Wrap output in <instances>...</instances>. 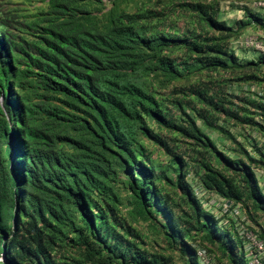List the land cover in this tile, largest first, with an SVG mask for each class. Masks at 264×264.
<instances>
[{
	"label": "trees",
	"instance_id": "1",
	"mask_svg": "<svg viewBox=\"0 0 264 264\" xmlns=\"http://www.w3.org/2000/svg\"><path fill=\"white\" fill-rule=\"evenodd\" d=\"M41 1L45 5L28 21L0 5V254L5 263L165 264L162 255L131 240L125 233L130 227L117 219L115 186L124 173L135 212L145 217L155 208L190 264H201L199 247L223 264L204 242L219 243L220 252L237 242L247 264L235 231L226 236L228 243L222 240L216 230L228 228L197 196L188 193L183 200L165 189L170 174L150 164L141 137L171 153L180 188L189 167L199 190L240 205L248 215H264V192L250 164L256 159L240 146L235 158L225 154L197 123L218 130L219 117L239 119L244 105L232 108L227 93L209 94L195 85L201 106L186 92L169 97L178 116L164 103L165 88L192 72L204 70L215 81L220 71L237 64H264L263 55L242 57L231 45L252 22L264 26V18L245 7L248 19L234 22L235 29L218 16L217 0H145L134 12H116L113 7L127 0H112L105 20L91 8L102 0ZM170 17H187L191 26L168 33L161 27ZM199 81L205 83L202 76ZM149 121L176 133L185 151H171ZM230 260L239 264L234 254Z\"/></svg>",
	"mask_w": 264,
	"mask_h": 264
},
{
	"label": "rangeland",
	"instance_id": "2",
	"mask_svg": "<svg viewBox=\"0 0 264 264\" xmlns=\"http://www.w3.org/2000/svg\"><path fill=\"white\" fill-rule=\"evenodd\" d=\"M144 1L145 0L121 1L113 7L112 0H102L99 3H94L91 8L94 14L100 15L101 19L105 20L112 7L115 8L116 12L122 10L126 12H134ZM252 1L253 0H217L218 16L223 21H243L245 18V7L252 11ZM0 5L19 21H28L32 18L37 9L43 7L45 3L41 0H0ZM172 19L173 18L170 17L165 23V26L161 27L168 33L172 29L173 32L171 33H176L179 29L185 30L191 26L187 17H183L180 20ZM233 24L234 26L237 25V23ZM234 28L236 29V26ZM247 29L245 28L243 33L241 32V35L246 33ZM250 30L251 32L249 33L251 34H260L258 29L253 30L250 28ZM240 52L243 54L242 57H246L253 54L254 51L240 49ZM237 66L226 71H220V76H218V79L215 81L209 78L213 74L208 75L202 70L192 72L188 77H182L179 80L170 83L164 90V93L166 94V96L165 94L164 96L167 98L164 103L169 106L171 114L178 116L179 112L176 108H173L169 97L182 98L184 96L182 93L186 92V97L194 100L196 103L195 105H202L195 99L192 85H195V88L202 86L209 92V94L223 95V92L227 93L230 95L227 99L231 100L232 108L236 103H239L240 105H244L247 109L240 113V118L235 119L226 116L219 117L217 120L218 130L204 128L199 120L197 123L222 152L235 158L237 156V147L240 146L243 149H246L248 153L256 159L257 162L250 163L252 167L264 169V158L260 155L264 153V64L249 65L245 63L237 64ZM245 73H251L253 76H256V78H241L244 77ZM201 76L205 81L204 84H201L202 82L199 81ZM182 85L186 86L181 87ZM157 96L161 97L159 94ZM217 98L223 99V96ZM257 104H262L263 107L259 108ZM225 106L228 107L229 105L227 106L226 104ZM148 126L158 135V137L161 139L163 138L167 142L171 151H185V142L182 141L176 133L158 127L152 121L148 122ZM141 141L147 149L151 161L150 164L153 165L156 170L166 168L170 174L169 179L163 182L167 191L183 200H186L188 193H191L194 199L196 196L200 199L201 204L205 209L218 213V215L221 213L222 215L219 216L220 219H228L229 222H231L232 219L229 217L234 215V211L231 207L224 211L222 210V201L218 196L209 193L200 195V190L197 188L199 181L194 170L189 167L185 169L183 185L182 188H180L175 178V175L178 173L176 164H170L171 153L167 152V150H165L162 145L154 139L142 136ZM259 159H261L260 162L258 161ZM124 181L125 174L121 173L119 181L115 186L117 200L114 206L118 221H122V223H125L130 227V232L129 234L125 232L126 235L131 240H135L140 247L145 248L148 253L162 255L165 264H190L188 255L181 252L183 245L172 242L171 238H169L164 231L162 225L166 222H163L155 208H151V212L147 213L145 217H142L135 212L132 207L131 197L129 196L128 191L124 188ZM237 217H239L238 219L241 223H246V226L249 229L258 231L260 234L263 232L262 235L264 236L263 213L253 211L251 212V215H248V212L243 209V212ZM215 226L218 227L217 225ZM216 231L221 239L228 243L226 236L232 235L234 229L233 226H231L228 230L218 229ZM203 244L218 252L223 264H232L230 260L231 254L236 256L237 263L246 264L242 260L240 245L237 242H230L227 244L226 248L223 246V252H220L217 247L219 243L218 245H213L210 242H204ZM0 262L2 264H7L5 263V258L2 254H0Z\"/></svg>",
	"mask_w": 264,
	"mask_h": 264
},
{
	"label": "built area",
	"instance_id": "3",
	"mask_svg": "<svg viewBox=\"0 0 264 264\" xmlns=\"http://www.w3.org/2000/svg\"><path fill=\"white\" fill-rule=\"evenodd\" d=\"M252 9L264 10V0H253L251 2ZM232 48L236 53L241 50H252L254 51L252 57L258 55L264 56V35L261 34H251L249 32L240 35L232 41ZM256 177L258 179L259 186L264 192V169H255ZM206 192L200 190V195L205 194ZM222 201V210L226 211L227 208H232L234 215H231V222L229 220H222L227 228L233 226L235 233L242 242L244 256L246 258L247 264H264V238L261 237L258 231L249 229L246 226V223H241L238 219L243 212V208L236 204H229L224 199L218 197ZM234 205V206H233ZM216 217L221 216L222 214L214 213ZM197 254L201 259V264H219L216 258L208 253L206 249L199 247Z\"/></svg>",
	"mask_w": 264,
	"mask_h": 264
},
{
	"label": "crops",
	"instance_id": "4",
	"mask_svg": "<svg viewBox=\"0 0 264 264\" xmlns=\"http://www.w3.org/2000/svg\"><path fill=\"white\" fill-rule=\"evenodd\" d=\"M252 11L254 12V13H257V14H259L260 16H262L263 18H264V10H257V9H252ZM223 19V18H222ZM248 19V17H246V18H244V20H247ZM225 22L226 23H228V24H233L234 22H233V20L232 21H230V20H225ZM263 23H264V20H263ZM250 26H252V27H250ZM247 27H248V29H247ZM246 27V32H251V30H250V28L251 29H258L259 30V33L260 34H262V35H264V26H260L259 24H256L255 22H252L249 26H247ZM258 32V31H257ZM252 55V54H251ZM251 55L250 56H247V57H251Z\"/></svg>",
	"mask_w": 264,
	"mask_h": 264
},
{
	"label": "clouds",
	"instance_id": "5",
	"mask_svg": "<svg viewBox=\"0 0 264 264\" xmlns=\"http://www.w3.org/2000/svg\"><path fill=\"white\" fill-rule=\"evenodd\" d=\"M228 203V202H227ZM229 204H231V203H229Z\"/></svg>",
	"mask_w": 264,
	"mask_h": 264
},
{
	"label": "water",
	"instance_id": "6",
	"mask_svg": "<svg viewBox=\"0 0 264 264\" xmlns=\"http://www.w3.org/2000/svg\"><path fill=\"white\" fill-rule=\"evenodd\" d=\"M228 203H230V202H228Z\"/></svg>",
	"mask_w": 264,
	"mask_h": 264
}]
</instances>
